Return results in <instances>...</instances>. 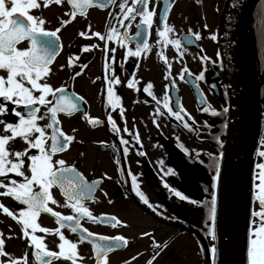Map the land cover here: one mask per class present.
<instances>
[{"label": "flooded vegetation", "instance_id": "flooded-vegetation-1", "mask_svg": "<svg viewBox=\"0 0 264 264\" xmlns=\"http://www.w3.org/2000/svg\"><path fill=\"white\" fill-rule=\"evenodd\" d=\"M224 1L174 0L169 9L167 23L174 28V32L170 34L171 38L181 41L179 51L171 45L157 46L155 43L158 39L156 29L159 26V16L164 7L162 0H149L150 6L155 5L157 11L154 16L155 22L148 31L150 51L147 54L142 53L139 58L129 57L125 61L123 59L125 49L115 42L109 44L110 47L116 48V52L105 56L102 41L94 37L86 39L77 35L88 25H91L94 31L103 32L106 23L111 21L115 24L116 21L108 15L109 11L114 13L119 11L115 6L108 9L90 7L86 10V16L82 17L78 14L58 33L62 47L50 65L51 73L47 82L55 87L64 86V94L73 99L75 96L83 99L77 101L79 110L72 115L58 114L61 130L67 135L74 136V141L69 145L68 150L55 154L53 158L64 159L67 164L73 165L87 181H98L96 190L91 194L93 198L84 201L93 215L115 216L123 222L117 227H112L111 222H93L86 218L80 221L84 228L96 233L97 236L122 235L127 239V245L114 249L108 254V264H124L125 261L129 264H147L157 251L159 255L153 260V264H211L204 251L213 244V240L207 234L206 224L209 221L195 219L190 204L172 196L163 187L162 179L193 199H197L200 192L203 194L204 189L209 186L207 178H211L213 171L208 166L210 158L207 153L213 155L218 153L220 145L216 143L214 137L219 135L222 140L227 128L222 130L221 127L225 123L224 116H212L210 112L200 110L203 106L201 94L203 99L217 111L224 106L229 107L224 62L218 43V22ZM8 6L10 7V4ZM70 10L67 0H63L59 6L53 4L48 8L42 6L40 9H31L30 14L42 16L47 21L44 27L54 29L59 26L58 18L68 19L64 13ZM138 22L139 17L131 23L126 22L128 35L132 38L128 41V48L132 50H135L139 39L135 37ZM205 25L207 28L204 27ZM117 27L123 32L124 29L120 25ZM189 29L200 32L202 38L197 41L194 36H189ZM212 34L216 35V40L211 39ZM189 40L192 43H188ZM90 44L100 46L89 52L81 51L83 45ZM26 46L25 43L18 45V47ZM161 51L167 58V65L157 55ZM70 55L79 57L73 67H69L67 63ZM112 56L114 59L111 58ZM202 57L208 59L202 60ZM256 61L259 68L260 57H256ZM104 63L111 65L108 72L103 68ZM122 63L123 67H121ZM61 65L64 67L61 68ZM184 68L187 69V73L181 79V70ZM202 71L204 78L196 80L195 77ZM76 72H80V75H75ZM106 74L114 75L121 81L120 84L111 86L120 97L118 107L115 109L107 103L104 80ZM129 79L137 81L133 88L127 87ZM149 82L153 85L151 91L156 100L143 91L144 86ZM165 95L168 96L171 107L176 108V103L179 102L193 117L195 130L184 129L182 123L167 116V110L163 108ZM157 101L160 103L157 104ZM120 108L124 110L123 117ZM157 108L165 113L164 116L156 114ZM44 112L45 109L41 107L40 114L43 115ZM85 112L86 118L83 117ZM109 115L120 129L119 133L113 131L108 124ZM226 116L228 124L229 113ZM0 118L8 122L14 120L10 113ZM89 118L99 119L102 122L89 124L87 122ZM153 119L158 122L159 128L152 123ZM45 122L40 121L41 124ZM125 128L129 131L125 132ZM73 129L76 131L73 132ZM137 134L140 143L135 141L134 137ZM121 138L129 141V152L126 156L123 153V146L120 145ZM179 144L189 149L192 159H189V156L178 147ZM10 146L16 150L26 147L20 139ZM30 152L35 154V150ZM138 152H143L144 155H138ZM195 152L200 153L198 158ZM117 160L120 163H117ZM161 160L164 161L162 166L159 164ZM169 167L174 169L175 174L163 176V171ZM121 172L124 173L123 178ZM128 172L136 175L140 190L154 207L158 206L157 211L163 215H157L139 201L131 191ZM12 178L22 179L14 176ZM50 191L58 203L49 206L62 215H72L70 209L60 207L64 204L65 197L59 187L53 186ZM0 202L13 211L15 208L23 207L8 197H0ZM169 217H178V219L173 220ZM37 223L42 227H58L55 218L45 213L40 214ZM125 224L127 226H124ZM61 231L67 239L78 240V235L70 232L67 227ZM0 233L3 234L4 250L7 253L13 258H18L28 251V264H36L30 249L19 238L20 226L3 214L2 210H0ZM142 233L149 235L143 236ZM35 234L44 237V242L50 250H58L56 244L59 241L54 234H44L39 231ZM153 241L161 246L159 250L153 247ZM77 251L79 257H83L77 259V264H96L89 242L79 243ZM132 257L136 258L133 260ZM8 258V256H0V260ZM52 264H71V262L59 259L54 260Z\"/></svg>", "mask_w": 264, "mask_h": 264}, {"label": "snow or ice", "instance_id": "snow-or-ice-1", "mask_svg": "<svg viewBox=\"0 0 264 264\" xmlns=\"http://www.w3.org/2000/svg\"><path fill=\"white\" fill-rule=\"evenodd\" d=\"M62 2L63 0H0V73H3L0 74V117H6L10 113L14 118L13 122L0 118V197H8L17 204L23 205V207L15 208L13 211L0 202V210L20 226L21 236L19 238L30 249L36 264H52L54 260L59 259L77 264L78 258L83 259V257H79L77 245L84 241L91 244L96 264H108V254L114 249L127 245V239L122 235L97 236L96 233L84 228L80 221L86 218L93 222H111L112 227H117L123 222L115 216L93 215L84 201L93 198L91 194L96 190L98 181H87L73 165L67 164L64 159L53 158L55 154L68 150L69 145L74 141V136L67 135L61 130L58 114L72 115L79 110L77 101L83 98L75 96L73 99L65 95L64 86L55 87L49 84L47 79L51 73L50 65L62 47L61 37L58 33L71 23L78 14L82 17L86 16V10L90 7L100 9H108L111 6L117 7L118 12H108L109 17L116 21L115 24L109 21L106 23L103 32L94 31L91 25H88L85 30L79 31L77 35L86 39L98 38L99 41L103 42L105 56L116 52V48L110 47L109 42L119 44L125 49L123 59L126 61L129 57L139 58L142 53L147 54L150 51L148 31L155 22L154 16L157 9L155 5L150 6L149 0H130V3L129 0H67L71 10L66 11L64 16H67L68 19L58 18L59 26L54 29L44 27L47 21L42 16L30 14L31 9H40L42 6L48 8L53 4L59 6ZM173 2L174 0H162L164 7L159 16V26L156 29L158 39L155 43L157 46L161 44L171 45L179 51L181 50V41L171 38L170 34L174 32V28L167 23L169 9ZM136 17H139V22L136 25L135 37L139 39L135 50H132L128 48V41L132 38L128 35L126 22L131 23ZM117 25L124 29L123 32ZM204 27L207 28V25ZM188 35L194 36L197 41L202 38L200 32H193L191 29L188 30ZM211 39L216 40V35L212 34ZM260 42L261 46L264 47V13L260 16ZM21 43H25L27 46L18 47ZM188 43H192V41L189 40ZM99 46L98 44L83 45L81 51L89 52ZM157 55L161 61L166 65L168 64L162 51L158 52ZM217 56L219 57V53ZM111 58L114 59V56ZM201 59L207 60L208 57ZM78 60V56L70 55L67 60L68 66L73 67ZM60 67L63 68L64 65ZM121 67H123V63ZM103 68L108 72L111 65L104 63ZM185 73H187L186 68L181 70V79L184 78ZM75 75L79 76L80 72H76ZM165 78L167 79V75ZM195 78L196 80L203 79L204 72L202 71ZM104 80L106 82L107 103L115 109L118 107L120 97L116 95L111 86L120 84L121 81L116 76L107 74L104 76ZM136 83V80L129 79L127 87L133 88ZM152 87L153 85L149 82L144 86L143 91L153 100H156L151 91ZM165 87L167 88L168 85ZM159 103L157 101V104ZM201 103L203 105L201 111L210 112L212 116H224L225 123L221 127L222 130L227 128L228 106L217 111L203 99L202 94ZM41 107L45 109L43 115L40 114ZM163 108L167 110V116L182 123L184 129L195 130L193 117L179 102L176 103V108H173L169 104L168 96L165 95ZM119 111L123 117V108H120ZM156 114L164 116L165 113L157 108ZM261 115L264 116V113ZM83 117H87L86 112ZM40 121L46 122L41 124ZM107 121L113 131L120 132L111 115L107 116ZM189 121L192 123L190 124ZM87 122L100 124L102 121L89 118ZM152 123L159 128L155 119ZM49 129L50 132L47 131ZM75 131L73 129V132ZM124 131L128 132L129 129L125 128ZM134 138L136 143H140L138 134ZM17 139L26 145L22 150H16L10 146ZM214 139L222 148L221 137L217 135ZM128 144L129 141L120 139V145L123 146L125 156L129 152ZM258 145L255 155L260 158V161L253 163L249 190L245 264H264V134L261 135ZM178 147L182 149L185 155L189 156V159H192L189 149L182 144H179ZM30 150H35V154ZM138 155H144V153L138 152ZM207 155L210 158L208 166L213 170L210 188L204 189L206 193L210 194L209 200L193 199L182 191L171 187L163 179L162 183L163 187L175 198L194 207L207 210L206 215L209 221L206 224L207 234L215 241L218 227V188L222 175L221 161L224 153L221 151L215 155L212 153H207ZM195 156L198 158L200 153L195 152ZM200 162L204 163L203 161ZM117 163L120 161L117 160ZM159 164L162 166L164 161H159ZM174 174L175 171L171 167L163 171V176ZM127 175L131 179V191L138 197L139 201L156 212L157 215H163L157 211L158 206L154 207L140 190L136 175L131 172H128ZM13 176L22 179L17 180L12 178ZM121 176L123 178V172H121ZM53 186L59 187L65 197L64 204L60 207L70 209L72 215H62L61 212L55 211L49 206V204L58 203L50 191ZM101 191L103 190L101 189ZM41 213L49 214L55 218L58 227H42L37 223V218ZM169 218L178 219V217ZM65 227L78 235L77 241L66 238L61 231ZM37 231L44 234H54L58 237L59 242L56 244L58 250H50L44 242V237L35 234ZM142 235L148 236L149 233H142ZM2 236L3 234L0 233V256H8L9 258L0 260V264H28L29 252L25 251L21 257L13 258L4 250L5 240ZM153 247L158 250L161 248L155 241H153ZM204 251L211 264H218V247L215 243ZM157 255H159V251L147 264H153ZM135 258L132 257L133 260ZM124 264H129V262L125 261Z\"/></svg>", "mask_w": 264, "mask_h": 264}, {"label": "water", "instance_id": "water-1", "mask_svg": "<svg viewBox=\"0 0 264 264\" xmlns=\"http://www.w3.org/2000/svg\"><path fill=\"white\" fill-rule=\"evenodd\" d=\"M257 0H225L218 24V43L223 57L229 95V121L224 140L222 175L218 188V264H245L247 220L254 152L261 129V101L254 64L253 88L244 62L250 47V18ZM248 42V43H247Z\"/></svg>", "mask_w": 264, "mask_h": 264}, {"label": "rangeland", "instance_id": "rangeland-1", "mask_svg": "<svg viewBox=\"0 0 264 264\" xmlns=\"http://www.w3.org/2000/svg\"><path fill=\"white\" fill-rule=\"evenodd\" d=\"M263 4H264V1H263ZM257 11L258 10H256V13H257ZM255 15L256 14H254V17H255ZM253 22H254V32H253V30H252V32H253V37H254V42H255L254 45H255V49H257L259 51V48L261 45V43H260V16H258L257 18H254ZM255 24H256V26H255ZM256 57H260V63H259V68H260V72H261L260 79H262V78L264 79V56H263V54L259 53L258 56L256 54ZM256 57H254V58H256ZM260 100H261L262 112H264V86H263L262 90L260 91ZM221 151H222V148L219 147L218 152H221ZM212 174H213V172H211V175ZM207 181H208L207 184L209 185L208 188H210V177L207 178ZM198 191H199V188H198ZM197 199L198 200H209V196L207 195L206 192L203 194L200 192V195L197 196ZM189 206L191 207L192 214L195 213V219H207V215H206L207 210L206 209H200V208L194 207L192 205H189ZM213 243H214V241H213Z\"/></svg>", "mask_w": 264, "mask_h": 264}, {"label": "bare ground", "instance_id": "bare-ground-1", "mask_svg": "<svg viewBox=\"0 0 264 264\" xmlns=\"http://www.w3.org/2000/svg\"><path fill=\"white\" fill-rule=\"evenodd\" d=\"M248 43V42H247ZM244 62L246 63L247 62V67H248V75H249V79H248V84L251 86L250 88H253L254 85H253V81L255 79V77H253L252 73L253 72V68L255 67L253 62H252V49L250 51V47H249V44H248V47L246 46V50L244 51ZM218 227H217V236L218 238L221 240L222 238V234H223V224L221 223V221L219 222L218 221Z\"/></svg>", "mask_w": 264, "mask_h": 264}, {"label": "trees", "instance_id": "trees-1", "mask_svg": "<svg viewBox=\"0 0 264 264\" xmlns=\"http://www.w3.org/2000/svg\"><path fill=\"white\" fill-rule=\"evenodd\" d=\"M263 1L264 0H260L259 1V3H258V6L256 7V10H258L257 11V13H256V10H255V17L254 18H257L258 16H261V14L262 13H264V4H263ZM259 26V25H258ZM261 43V42H260ZM259 49H261L260 51H261V54H263V56H264V47H262L261 45H260V48ZM263 86H264V84L262 85V88H263ZM262 134H264V116H263V118H262V129H261V134H260V137H261V135ZM259 140H260V138H259ZM258 140V141H259ZM259 145H258V143H257V145H256V149H257V147H258ZM256 152V151H255ZM260 161V158L258 157V156H254V162H259Z\"/></svg>", "mask_w": 264, "mask_h": 264}]
</instances>
